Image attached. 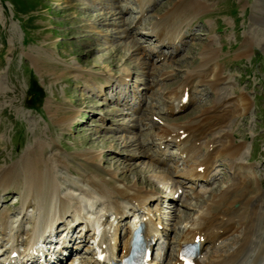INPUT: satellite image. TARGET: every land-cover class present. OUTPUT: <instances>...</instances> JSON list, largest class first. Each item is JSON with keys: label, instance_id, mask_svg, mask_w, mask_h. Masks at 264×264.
<instances>
[{"label": "rangeland", "instance_id": "374dc122", "mask_svg": "<svg viewBox=\"0 0 264 264\" xmlns=\"http://www.w3.org/2000/svg\"><path fill=\"white\" fill-rule=\"evenodd\" d=\"M138 1L141 5L148 2L0 0V171L9 168L13 173L11 187L0 188V212L8 211L10 226H16L20 218L16 202L22 199L17 184L22 180L26 160L39 152L40 145L44 157H58L69 165L59 170L64 187L79 172L104 177L116 172L114 181L122 183L127 179L136 182L134 172L142 171L139 184L141 179H148L147 187L163 201L167 197L155 175L168 172L174 180L184 182L185 196L181 200L168 198L176 206H162V212L155 213L168 237L159 239L152 256L163 247L168 256L163 264H171L175 242L182 237L185 223L194 218L193 207H200L203 198L230 183L232 171L229 165L225 167L229 160L220 157L216 162L218 175L211 183H192L184 180L188 178L182 173L187 161H179L177 171L171 172L167 166L157 164L160 152L155 137L159 126L187 123L224 97L246 94L248 109L231 116L223 128L234 135L235 142L244 144L241 160L254 168L260 180L258 185L253 179L252 185L264 189V0H197L203 1L206 10L183 26V49L166 58L155 54L157 39L143 34H153L151 26L175 5L185 6L195 0H152L142 14ZM173 13L179 17V13ZM205 45L217 54L221 82L195 83L194 100L182 110H168L165 96L201 62ZM175 48L180 49L177 45ZM171 50L163 48L164 53ZM163 73L167 77H162ZM122 75L129 76L125 84L120 79L111 83L106 94L105 90L100 92L104 82V86L112 82L111 76L115 79ZM117 83L122 84L120 88L132 102L141 100L136 111L105 98L110 97ZM127 102L125 96L123 104ZM205 136L211 139L213 134ZM155 147L158 157L154 158ZM204 153L203 148L194 156L203 159ZM168 154L176 158L178 149L170 144ZM127 164L131 165L129 171L120 172ZM180 172L182 178L176 175ZM196 186L205 191L199 189L195 196ZM32 210L29 207L33 214ZM32 221L44 224L41 219ZM27 223H23V232L28 229ZM87 240L81 245L76 240L72 249L78 250L71 257L89 256L86 250L91 247V239ZM6 261L1 255L0 264Z\"/></svg>", "mask_w": 264, "mask_h": 264}, {"label": "bare ground", "instance_id": "6f19581e", "mask_svg": "<svg viewBox=\"0 0 264 264\" xmlns=\"http://www.w3.org/2000/svg\"><path fill=\"white\" fill-rule=\"evenodd\" d=\"M138 3L139 12L142 14L153 1L148 0L144 5L139 1ZM206 8L203 1L195 0L185 6L177 4L175 8L165 12V16H161L151 26L153 34H143V36L150 34L155 40L157 39L156 56L166 58L172 56L173 52H180L185 44L182 37L183 26L190 25L191 20ZM173 12L179 13V17ZM180 38L181 42H178ZM175 45L180 49H176ZM167 47H171L172 50L164 53L163 48ZM214 52L206 45L203 47L201 62L186 73L183 83L165 96L168 110L177 111L186 108L194 100L192 91L195 83L207 82L213 85L221 82V66ZM165 73L161 76H166ZM128 77L122 75L121 78L114 79L111 76L112 82L107 80L110 82L107 86H104V82L100 92L105 90L106 94L111 83L120 79H123L125 84ZM120 85L122 84L117 83L116 89H111L109 98L105 94L102 95L109 101L114 100L125 109L136 111L141 100L137 103L132 102ZM116 92L120 93L119 97ZM125 96H128L127 105L123 104ZM249 103V98L244 93L238 94L236 98L224 97L202 109L196 119L187 123L159 126L155 138L160 155L158 157L156 147L154 155V158L158 157L157 164L167 166V170L170 169L171 172V170L177 171L179 161H187L185 163L187 166L189 163V168L186 166V170L184 169L182 173L188 178L184 180L192 183H211L215 179L214 176L218 175L216 162L220 157L229 160L225 167L229 165L232 171L230 183L218 191H213L206 199L203 198L200 207H193L194 218L185 223L182 237L175 242L171 264H264V189L252 185L253 179L258 185L260 180L254 168L241 160L244 144L241 141L235 142L234 135L223 128L231 116L244 113ZM115 110L119 111L118 108ZM120 113L122 114V111ZM216 128L219 130L218 133H215ZM208 133L213 134L211 139H205ZM170 144L178 149V157L174 158L168 154ZM203 148L205 152L203 159L195 158L194 155ZM37 150H39L37 154L33 153V157L30 156V159L26 160L22 180L17 184L21 194L18 193L19 199L20 196L22 199L16 202L19 213L16 212L18 216L20 215L16 226H10L8 211L0 212V256H6V264L38 263L39 261L35 259H23V252L29 243L34 242L40 234H44L58 222L64 225L59 231L70 227L67 230V236L71 237L72 241L70 247L64 248V253H58L56 260L51 262L45 260L39 264H59L68 259L66 264H118L130 250L131 234L136 228L137 217L143 226L146 257L151 264H163L164 259L168 258L163 247L159 248L151 261L154 246L159 244V239L164 237L165 240L168 237L160 220L157 219L160 222L158 223L155 219V213H161L162 206L166 209L173 208L169 205L176 206L175 202L168 198L181 200L185 196L183 181L174 180L168 172L155 175L163 185L161 188L163 195L167 197L163 201L157 200L155 197L157 193L147 187L150 185L148 179H141L142 184H139L142 171L134 172L137 176L136 182L127 179L122 183L114 181L116 172L108 173L107 177L94 172H79L78 176L68 181V186L64 187L63 181L59 178V170L61 166L65 168L69 166L66 160L54 156L44 157L42 145ZM170 163H174L175 166H171ZM129 166L131 165L123 166L119 169L120 172L129 171ZM135 168L134 165L131 171ZM176 175L182 178L181 172ZM12 179L13 173L9 168L0 171V188L4 190L11 187ZM199 189L203 188L196 186L195 196L199 195ZM150 201H153L151 206ZM153 206L155 209L152 208ZM29 207L31 211L34 209L33 214L28 211ZM32 219L44 220V224L33 222ZM25 221L32 225L31 231L23 232ZM75 233L77 235L72 239ZM87 237L93 241L91 247L86 250L89 256L81 259H77L76 256L71 257L78 250L72 249V245L77 239L79 245L85 244ZM188 243L198 245L197 254L190 261L182 259L180 255L182 247ZM22 245L24 246L21 249Z\"/></svg>", "mask_w": 264, "mask_h": 264}]
</instances>
